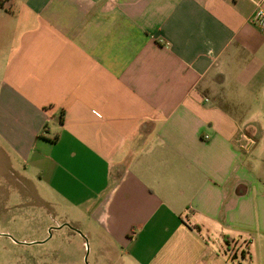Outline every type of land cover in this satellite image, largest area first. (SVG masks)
Segmentation results:
<instances>
[{
    "label": "crops",
    "instance_id": "obj_1",
    "mask_svg": "<svg viewBox=\"0 0 264 264\" xmlns=\"http://www.w3.org/2000/svg\"><path fill=\"white\" fill-rule=\"evenodd\" d=\"M254 11L252 0H6L0 184L22 176L57 228L82 231L108 264H253L264 255Z\"/></svg>",
    "mask_w": 264,
    "mask_h": 264
},
{
    "label": "rangeland",
    "instance_id": "obj_2",
    "mask_svg": "<svg viewBox=\"0 0 264 264\" xmlns=\"http://www.w3.org/2000/svg\"><path fill=\"white\" fill-rule=\"evenodd\" d=\"M42 204L30 182L18 174L0 184V264H108L99 247L83 244L82 231L58 229L61 221ZM46 229L52 233L49 242L36 244ZM253 264H264V255Z\"/></svg>",
    "mask_w": 264,
    "mask_h": 264
},
{
    "label": "built area",
    "instance_id": "obj_3",
    "mask_svg": "<svg viewBox=\"0 0 264 264\" xmlns=\"http://www.w3.org/2000/svg\"><path fill=\"white\" fill-rule=\"evenodd\" d=\"M255 4V11L251 17V23L264 32V0H252ZM237 140L243 150H250L255 144V139L246 132H241Z\"/></svg>",
    "mask_w": 264,
    "mask_h": 264
},
{
    "label": "trees",
    "instance_id": "obj_4",
    "mask_svg": "<svg viewBox=\"0 0 264 264\" xmlns=\"http://www.w3.org/2000/svg\"><path fill=\"white\" fill-rule=\"evenodd\" d=\"M5 1L6 0H0V6L4 7L5 6Z\"/></svg>",
    "mask_w": 264,
    "mask_h": 264
}]
</instances>
